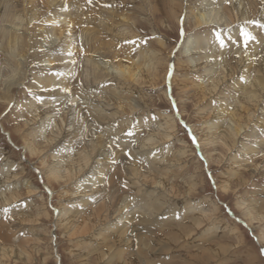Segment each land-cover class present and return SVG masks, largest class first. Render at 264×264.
Returning <instances> with one entry per match:
<instances>
[{"label": "rangeland", "instance_id": "obj_1", "mask_svg": "<svg viewBox=\"0 0 264 264\" xmlns=\"http://www.w3.org/2000/svg\"><path fill=\"white\" fill-rule=\"evenodd\" d=\"M173 1L170 14H165L168 5L155 1H93L100 8L110 3L118 18H130V35L104 39L111 45L101 59L153 58L151 70L125 81L108 72L90 85L86 97L82 88L71 106L63 101L58 112L48 114L55 116L52 125L40 109L55 96L40 91L36 79L51 70L41 56L52 49L41 46L39 34L30 40L18 74L23 80L11 94L0 87V264H264V156L250 161L243 154L246 146L257 145L247 143L245 135L260 130L256 122L264 118V88L256 89V102L231 99L227 90H234L241 75L211 84L204 76L210 66L197 60L201 50L185 52L186 39L213 30L220 49L230 52L224 73L244 67L234 57L242 50L241 62L250 61L251 75L264 81V72H257L264 55L256 59L261 52L255 53L264 42V34L257 33L264 30V0L250 20L199 28L191 12L212 0ZM31 26L38 32L39 24ZM232 28L242 33L239 41L230 38ZM244 32L254 39L246 40ZM78 79L84 82L81 75ZM220 106L240 123L246 122L245 110L256 113L235 137L229 117L216 114ZM76 108L86 129L72 141ZM217 122L222 125L214 130ZM148 140L151 145L144 147ZM91 179L97 180L92 187Z\"/></svg>", "mask_w": 264, "mask_h": 264}, {"label": "bare ground", "instance_id": "obj_2", "mask_svg": "<svg viewBox=\"0 0 264 264\" xmlns=\"http://www.w3.org/2000/svg\"><path fill=\"white\" fill-rule=\"evenodd\" d=\"M93 1L95 0H0V87L4 88L3 89L4 94L7 95V94H11L13 89L16 88L21 83V80H23L24 77H20L19 75L21 74H19V72L22 71V67H25L26 65L24 62L26 61V53L29 48L30 40L32 41L35 38V36L39 34L41 39V46H44L46 48L50 47V49H52L50 50L51 52L49 50L45 51L47 52L45 56L44 54L43 57L41 56V58H43V60H41L43 61V64H46L47 68H51V70H49V72H47L45 75H38V77H36V79L39 81L38 84L41 88L40 91L44 90L45 92H49L51 94H54L55 96V99L53 100V102L55 103H53L51 99L46 100L45 104L41 105L42 110L40 109V111L45 112L46 114V115L44 114V119L46 120L45 122L48 121L50 125H52L53 122H56V120H55V116L48 114L51 113L53 114L55 112H58L61 109V107H59V104H61L60 106H62L61 102L64 101V105L67 107L71 106L72 102L75 99L74 97L75 94L82 95L83 93L82 88H85L84 91L85 94L83 93V95L84 96L87 95V93H90L89 91L90 85L103 79L108 72L117 75L118 77H120V79L124 77V79L127 80H135L136 78L139 77L141 78L143 76V70H148V68L150 69L151 68L150 66H152V60H153L152 56L154 55L150 56L152 60H150V58L149 59L147 58L148 62H146L147 59L145 60V58L143 60L141 59L139 60L135 58L130 59L128 63H123V62L121 63L118 61L110 63V62H106V60L101 59L106 54L105 50L110 48L109 45H111L108 44L106 41H104V39L106 40L109 36L117 37V39L126 37L130 33V29H128L130 26L129 23L130 18L128 19L125 15L124 16L119 15L118 18L116 8L114 7V5L110 6V3L104 2L103 4L106 6H104V8H100L98 4H96ZM146 1L149 3L155 1L156 3L158 2L159 5H162L163 3H165V5H168L169 11H166L165 14H170L171 8H173L174 5L173 0H165L163 3L162 0H154V1L146 0ZM214 3H216L215 6ZM259 3H260L259 0H212V2L209 1L208 4L205 1L204 2L202 1L200 5H197V7L194 8V10H192L191 12L194 19V26L199 28L202 25L211 24L208 27L211 26L214 27L216 25H221L223 27L224 26L232 27L236 19L238 21L252 19L250 13H252V9L257 5H259ZM189 16L191 15L189 14ZM28 18H29V22H27ZM114 19H117V21H114ZM30 21H32L31 22L32 25L34 24L40 25L38 32H33L32 30L33 27L31 26ZM213 32L214 31L212 30V32H206L204 33V35L201 36L199 35L198 39L196 38V36L186 39L188 45L186 46L185 52H189V51L191 52L193 48L201 50L199 52V56L201 55L202 56L197 60L201 61L200 64L204 66L206 65L205 66L206 68L207 66H210V68H207L205 70L204 76L210 80L211 84L215 83L217 85L219 82L222 81L227 82L232 79L233 77L232 75H234L235 73L236 75L237 73L240 74L241 80H237L236 82L233 81L235 82V85H233L234 90H231L232 86L230 90H227L228 97L232 96L231 99H233L234 98L233 96L236 95L245 96L242 98L248 99L249 101L254 100L256 102L257 96L259 94L258 91L256 92V89L264 88L263 79L261 78L259 80H255V76L251 75L252 68L249 65V63H251L250 61L246 60L247 63L245 61L241 62L244 60L243 59L244 55L241 54L242 50L235 52L234 57H236L237 63L239 65H243L244 67L243 68L240 67L241 68L240 70L231 66L230 68L228 67L227 72L224 73L223 69L226 66L225 55L227 54L226 51L227 52L229 51L226 49L224 50L223 48L220 49L218 37H217L218 34L217 33L213 34ZM210 33L216 35L215 40H211L212 37ZM228 33L230 34V38H234L237 41H239V38L242 36L241 35L242 33L238 32L236 29L233 28L232 30L228 31ZM257 33L264 34V30H260V32L258 30ZM221 37H223V33ZM261 39H259V41ZM194 42L197 43L196 46L194 47H192V45L189 46V44ZM255 49H256L255 50L256 54L261 52L259 55L256 56V59L262 57L264 55V42L260 47L255 46ZM50 53L53 54L50 55ZM190 56L192 57L193 54H191ZM217 57H220L219 60L217 59ZM245 57L248 58V56ZM253 58L254 57H251L252 61ZM188 60L191 66L196 65V63L193 62L195 61L194 59L188 58ZM260 60L264 63V59H260ZM257 72L258 74H261L259 72H264V66L261 69H259V71L257 70ZM79 75H81L85 83L78 79ZM122 81L125 80L122 79ZM118 84L120 85V82ZM205 85L207 86V84ZM73 88L79 89L80 92L72 91ZM4 94L2 97H4ZM76 100H80V97H76ZM227 102L229 104L230 101L227 100ZM219 108L221 109L220 111L217 110L216 114L218 116L223 115L224 118L229 117L228 120L231 122L229 124V128L231 132H233V136L235 137L241 135L240 134L241 130L246 127L248 121L256 113V112L255 113L250 112V110L247 112V110H245L247 115L244 116L243 118L245 119L246 122L240 123L239 118L235 116V113L233 111H227L226 108L222 106H220ZM262 110L263 109H261V111ZM79 117H80V113L77 112V108H76V110L74 111V115H72L71 117L72 118L71 121L74 126L73 127L74 130L73 131L70 130L71 131L70 133H72L70 137L73 138L72 141L79 140V134L82 132L83 129H86V125H84V123L79 124L81 122V121L79 122ZM220 122L219 123L217 122V126L212 125V128L214 130H218L220 128V125H222ZM263 123H264V118L262 120H258L256 124L258 125V128H260V130L258 131L256 129H252L250 130L249 134L247 133L245 135L247 143L248 142H251L252 144L257 143V145L255 144V146L253 145L249 147L244 146L245 153L243 154L246 155L248 154L247 159L248 158L251 159L250 161H254L253 159L256 160V158H258L259 156H264V124ZM54 128L55 127H53V129ZM60 129L61 128H59V130ZM224 132L225 129L223 130V133ZM223 133H221L222 135L221 138L222 139L225 138L226 141V136H224ZM150 145H151L150 140H148L143 144L144 147ZM92 147L97 148V145L94 144L93 142ZM92 167L96 168L95 173H99L100 167H97L95 165H93ZM262 167L264 168V165L261 166V168ZM95 181L97 180L94 181L92 179L89 180L88 186L92 187ZM14 196L15 195H12V197ZM127 212L125 214H129V212L128 213ZM124 217H126V222H127L128 215H124ZM102 255L101 258L104 256Z\"/></svg>", "mask_w": 264, "mask_h": 264}, {"label": "snow or ice", "instance_id": "obj_3", "mask_svg": "<svg viewBox=\"0 0 264 264\" xmlns=\"http://www.w3.org/2000/svg\"><path fill=\"white\" fill-rule=\"evenodd\" d=\"M252 23L259 24L258 21H252ZM260 27L264 28V25H260ZM243 35L245 36L246 40L254 39L251 33L244 32ZM129 135H131V133H129Z\"/></svg>", "mask_w": 264, "mask_h": 264}, {"label": "water", "instance_id": "obj_4", "mask_svg": "<svg viewBox=\"0 0 264 264\" xmlns=\"http://www.w3.org/2000/svg\"><path fill=\"white\" fill-rule=\"evenodd\" d=\"M58 264V263H57Z\"/></svg>", "mask_w": 264, "mask_h": 264}]
</instances>
